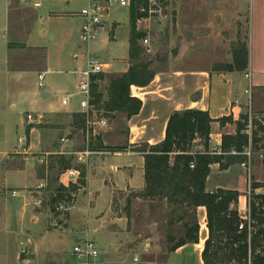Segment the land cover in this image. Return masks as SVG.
<instances>
[{
  "label": "crops",
  "instance_id": "1",
  "mask_svg": "<svg viewBox=\"0 0 264 264\" xmlns=\"http://www.w3.org/2000/svg\"><path fill=\"white\" fill-rule=\"evenodd\" d=\"M87 1L0 0V85L5 77L14 79L17 84L7 91L8 95L13 96L10 99V106L15 109V103L18 102L21 106L28 107V110L22 109L18 112L21 126L18 128L19 132L24 128V115L27 112L43 114L47 117L45 124L50 125L49 129L58 127V132L64 131L61 137L64 140L59 139L61 142L55 140V133H52L45 143L43 139V148L47 155L50 153L49 164L51 166H47V171L50 173L52 168L60 167L58 171L60 173L54 181L59 182L58 177H60L61 181L69 183L64 174L66 169L59 165V159L64 157L66 160L77 162L81 179L77 184L69 183L76 185L78 191L73 205L67 212L66 221L77 223L81 220L84 227L83 230L80 229L81 234L85 233L88 236H98L99 239H103L104 236L111 237L104 229L105 223L110 218H122L117 216L114 208L116 200L120 199V196L117 198L118 195L127 191L140 192L145 187L144 157L140 150H135V147L142 144L153 145L162 141L172 112L198 109L209 113L213 121L208 149L215 145L220 149L222 136L235 134L236 122L243 115L240 103L250 97V91L264 88V0H233L238 12L248 13L249 63L245 72L249 73L250 77H245L246 73L243 74L242 71L220 72L206 68L183 69L175 66L155 71L154 77L148 85L144 87L132 85L130 87L131 95L142 101V107L137 114L126 118L129 129H126V134L123 135V144L126 147L122 151L97 150L95 146L108 144L104 134L100 135V132L96 136L98 143L95 146L91 145V149L80 150L84 140L83 127L80 126L85 123L86 115L93 111L90 110L92 106L89 104V96L78 90L79 72L84 68L86 55L98 56L106 64V71L102 73L105 74V77L125 73L131 65L129 59L131 35L129 8H126V21L122 20L121 23L119 20H113L109 23L110 8L104 16L105 22L99 36L96 40L84 44L80 40L82 19L77 13L86 6ZM186 5L187 0H180V9H184ZM181 23L178 22V25L180 26ZM214 23L209 22L208 25L210 27L221 25ZM140 24L139 21V26L136 27L138 31ZM197 24L196 21H192L188 27L197 28L199 27ZM147 27L149 29V25H145L144 29ZM257 29L259 36H257ZM121 31L123 32L120 33ZM9 42L22 47L9 48ZM26 75L36 78L37 89L27 90L24 84H21ZM39 75L43 76L42 80L39 79ZM17 79H23V81L19 82ZM41 83L42 85H40ZM133 88L138 90V95L133 94ZM248 89L249 92H246ZM66 97L68 100L63 103ZM260 114L259 121L264 126V111H261ZM228 116H231L230 122L220 123V118ZM61 119L67 120V126H58ZM33 131H36L34 127L31 128V132ZM254 131L256 138L254 144L259 143L260 151H263L264 147L260 143L264 142L263 133L261 130ZM38 134L37 140L39 141L40 136L43 135L41 132ZM40 149V147L36 148V150ZM198 151L204 152L205 146L202 141L196 139L192 144L191 152ZM4 152L6 151L0 150V154ZM80 157L82 158L80 159ZM37 162H31L29 166L32 168L29 169V172L21 171L18 168L14 170L11 167L4 170L2 174L1 183L7 190L6 199L12 190H18V195H11V198L17 199L20 204V219L15 222L18 224L17 227L13 225L9 227L7 215L1 213L2 224L4 225L6 222L3 228L6 235L15 230H18L16 233H22L23 214L27 206L31 205L30 202L37 200L34 190L28 191L27 189L37 188L46 183L41 177L40 170L37 169ZM213 167H218V164L211 165L210 171ZM28 168L27 164L25 169ZM22 174L29 178L26 179L24 176V179L21 180ZM210 176L208 175L206 180L207 191L224 188L220 185H211ZM82 181H84L83 185ZM48 182H50L49 178ZM237 203L232 207L237 209L240 214L242 211ZM200 209L206 219L204 207L197 208L198 218ZM72 210L76 211V215L73 217H71ZM31 219L34 218L31 216ZM66 225L65 229L69 224ZM53 228L57 229L58 227L53 226ZM190 244L187 243L179 247L171 254L180 255L185 261L187 256L184 252ZM196 244H192L193 251L198 255L199 264H203L201 259L203 249L197 250ZM28 249V254L36 255L30 256L34 260L40 259L39 257L42 256L40 253L57 254L59 251L56 250V247H51L45 248L42 252L43 246L39 240H35L34 245L28 246ZM21 251H17L16 258H19ZM69 251L64 258L70 264ZM103 263L106 264L102 260Z\"/></svg>",
  "mask_w": 264,
  "mask_h": 264
},
{
  "label": "rangeland",
  "instance_id": "2",
  "mask_svg": "<svg viewBox=\"0 0 264 264\" xmlns=\"http://www.w3.org/2000/svg\"><path fill=\"white\" fill-rule=\"evenodd\" d=\"M179 4L180 0H173L172 4L166 1L163 16L157 14L149 18L148 14L145 13V18L139 20L141 22L140 27H138L139 31L146 34L138 41L143 52L135 62H149L150 70L153 72L174 66L183 69L206 68L215 71L214 65L218 63H232L233 50L238 44H245L248 48V13L245 11L238 12L233 0H187L184 9H180ZM192 6H194L193 9ZM113 20H119L121 23L122 20L126 21L127 9L112 7L109 11V23ZM139 21H137L138 24L136 23L138 26ZM192 21H196L199 27H188ZM214 21L221 25L210 27L208 23H214ZM178 22H182L180 26ZM216 23L214 24L216 25ZM145 25H149V29H151L149 30L148 27L144 29ZM121 28L123 29V27ZM257 36H259L258 29ZM144 38L148 39L147 44L143 43ZM88 56L94 55L87 54L85 64ZM36 57H38L37 54ZM95 57L103 62L98 56ZM245 70L247 71V69ZM245 70L242 71L243 74L247 73ZM100 75L105 74L95 76L92 82L97 85L101 92L105 93L109 77L100 79L98 77ZM23 79L17 80L22 82ZM16 84L14 79L5 77L0 85V150L6 151L0 154V216L2 212L7 215L9 227L10 225L17 227L18 224L15 222L20 219V204L17 199L11 198V195L17 196L19 191L12 190L6 199L7 190L3 188L1 183L4 170L13 167L14 170L18 168L21 171L29 172V169L32 168L29 166L31 162L38 161L36 163L37 169L40 170L41 177L46 183L37 188L27 189L28 191L34 190V196L37 197V200H32L31 205L27 206L23 214L21 220L23 224L22 233H16L18 230H15L6 235L3 231L6 222L3 225L2 219H0V264H12V261L14 264H69L64 257H66L67 251L80 239L95 241L100 246L102 260L106 264H199L198 255L193 251L192 243L184 252L187 256L185 261L180 255L171 254L168 251L167 235L172 234L176 238H180L184 235V229L182 222L174 225L169 224L171 214L165 199H145L138 197L137 191L119 194L117 198L120 196V199L116 200L114 208L117 216L122 218H110L104 225L107 234L111 236L110 238L104 236L103 239H99L98 236H88L83 232L81 234L80 229L83 230L84 228L81 220L77 223L67 222V212L74 203L78 187L72 185L73 183L61 181L60 177H58L59 182L54 181L60 173L58 172L60 167H54L48 173L47 166H51L49 164L50 153L47 155L43 148V139L45 143L52 133L56 134L55 140L63 141L64 139L61 137L64 131L58 132V127L49 129L50 125L45 124L47 117L43 114L27 112L31 113L33 118H39V116L41 118L34 123L28 122L25 118L27 113H25L24 128L19 132L18 128L21 126L18 112L22 109L28 110V107H23L17 102L15 103L16 108H11L10 99L13 96L8 95L7 91ZM21 84H24L27 90L37 89L36 78L32 75H26ZM133 92H135V88H133ZM249 95V98L240 103L241 114L246 118V121L242 122L248 123L251 130H259L263 128L259 119L261 117L260 112L264 111V88L252 90ZM90 110H93L92 113L86 115L85 123L80 126L83 127L84 132V140L80 150L91 149V145L95 146L98 143L96 136L100 132V135L104 134L108 144L95 146L97 150L122 151L126 147L123 144V135L126 134V129H129L125 114L121 112L106 114L94 110V108ZM226 118L231 119V116ZM226 121L230 122L231 120ZM60 122L58 126L64 127L68 124L67 120L64 119H61ZM32 127L36 131L31 132ZM39 132L43 136H40L38 141ZM248 134L250 136L251 131ZM19 138H25L24 143H20ZM60 138L61 141H59ZM262 138L264 139V134H262ZM260 143L264 147V142L261 141ZM37 147L41 149L36 150ZM142 147L143 144L136 146L135 150H141ZM211 148L212 146L208 150L212 151ZM260 149L259 143L252 144L251 147L249 145L243 149L244 154L245 152L246 154L240 155L239 159H224V163H229L227 169H218V165V167H213L212 172L210 171L211 174H209L211 175L209 178L211 185H220L238 191L237 206L242 212L247 207V198L253 183L261 185L255 192L264 194V150L260 151ZM240 160H244L245 163H241ZM26 163L28 169H25ZM70 166L77 169L78 164L74 160H70ZM24 176L21 175V180L24 179ZM25 178L29 177L26 175ZM48 178L50 182H48ZM55 186L64 189L58 192L54 189ZM71 186H75V188H71ZM62 200L66 203L61 202ZM60 204L63 205V208L55 209L60 207ZM75 212V210L71 211V217L76 215ZM198 214L199 222L203 216L201 209ZM31 216L34 218L33 220ZM185 221L191 222V210L188 211ZM66 224H69L67 229H65ZM53 226L58 228L54 229ZM198 237L200 241V233H198ZM35 240H39L43 246L42 252L45 248L51 247H56V250L59 251L57 254L40 253L42 256L38 260L31 259L30 256L36 255L28 253L25 260L16 258L17 251L23 250L26 245H34ZM136 255L139 258L138 262L134 261Z\"/></svg>",
  "mask_w": 264,
  "mask_h": 264
},
{
  "label": "trees",
  "instance_id": "3",
  "mask_svg": "<svg viewBox=\"0 0 264 264\" xmlns=\"http://www.w3.org/2000/svg\"><path fill=\"white\" fill-rule=\"evenodd\" d=\"M145 14L130 10L131 35L129 41L130 67L127 72L109 76L105 93L96 84L90 86L89 104L106 114L121 112L127 118L137 114L142 101L130 93L132 85L144 87L153 79L155 72L150 70L149 62H135L143 52L138 43L146 33L138 31L137 20ZM9 48H21V45L8 43ZM249 63V52L245 44H238L233 50L232 63H218L215 71H243ZM103 79L105 76H98ZM230 118L222 117L220 123ZM213 119L207 111L198 109L178 110L171 113L162 141L143 144L145 187L137 193L145 199H161L167 202L171 214L170 225L182 222L184 235L176 238L167 235L168 251L173 252L187 243H198L200 221L197 208L206 210L208 235L201 252L203 264H264V194L255 191L260 184L253 183L247 198L249 220H243L232 205L238 202L237 190L217 188L206 190V180L210 166L218 164L221 170L229 163L224 159H239L244 148L256 141L255 131L246 133L248 123L244 116L236 122L235 134H224L220 153L208 150L211 123ZM254 124L252 123V126ZM262 129V130H261ZM259 130L264 134V126ZM243 131V132H242ZM199 139L205 146L204 152H191L193 142ZM235 152V153H233ZM63 169L70 168V161L60 157ZM245 163L244 160H240ZM82 171V176H83ZM84 184V181L81 182ZM75 188V186H71ZM56 191L64 188L55 186ZM55 201V200H54ZM191 210V222H186V215ZM176 214V215H175ZM175 215V216H174ZM242 225V228H239Z\"/></svg>",
  "mask_w": 264,
  "mask_h": 264
},
{
  "label": "built area",
  "instance_id": "4",
  "mask_svg": "<svg viewBox=\"0 0 264 264\" xmlns=\"http://www.w3.org/2000/svg\"><path fill=\"white\" fill-rule=\"evenodd\" d=\"M169 1L172 4L173 0H88L86 6L82 7L77 13L81 19L80 27V40L84 44H88L99 36L104 26V16L108 13L112 7L119 8H130L132 5L135 6V10L139 14H148V17L155 16L157 14L162 15L164 4ZM163 16V15H162ZM142 17L140 19H144ZM138 19L137 21H139ZM143 43L147 44L148 39L144 38ZM106 64L99 61L95 56H88L84 68L79 72L80 80L78 83V90L80 93L90 96V86L93 78L99 74L105 73ZM245 77L249 78V73L245 74ZM39 79L42 80L43 76L39 75ZM42 85V83L40 84ZM249 92V89L246 90ZM68 98L63 100L66 103ZM93 109V107H92ZM25 118L28 122H37L39 118H33L31 113H27ZM251 127L248 124L246 132L249 133ZM25 138H19L20 143H24ZM211 152L220 153V149L217 146H213ZM82 157H80L81 159ZM67 178V182L77 184L81 179V172L75 168H69L64 173ZM61 202H65L62 200ZM56 207V206H55ZM62 209L63 205L55 209ZM244 213V214H243ZM240 217L243 220H249V208L246 207L244 212H240ZM239 228H242L240 225ZM70 264H102V253L98 244L91 239H80L78 240L69 251ZM134 261L138 262L139 258L136 255Z\"/></svg>",
  "mask_w": 264,
  "mask_h": 264
},
{
  "label": "bare ground",
  "instance_id": "5",
  "mask_svg": "<svg viewBox=\"0 0 264 264\" xmlns=\"http://www.w3.org/2000/svg\"><path fill=\"white\" fill-rule=\"evenodd\" d=\"M133 94H135V95H138V90L137 89H135V92H133ZM200 224H201V227H200V241L195 245V248H197V250H202V248H203V244H204V240H205V238H206V234H207V226H206V222H205V217L204 216H202L201 218H200Z\"/></svg>",
  "mask_w": 264,
  "mask_h": 264
},
{
  "label": "water",
  "instance_id": "6",
  "mask_svg": "<svg viewBox=\"0 0 264 264\" xmlns=\"http://www.w3.org/2000/svg\"><path fill=\"white\" fill-rule=\"evenodd\" d=\"M27 251H28V245H26V246L24 247V249L21 251V253H20V255H19V259H20V260H24Z\"/></svg>",
  "mask_w": 264,
  "mask_h": 264
}]
</instances>
